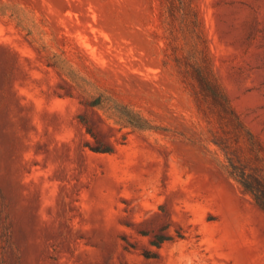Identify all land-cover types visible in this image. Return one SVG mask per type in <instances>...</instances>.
Returning <instances> with one entry per match:
<instances>
[{"label":"rangeland","instance_id":"374dc122","mask_svg":"<svg viewBox=\"0 0 264 264\" xmlns=\"http://www.w3.org/2000/svg\"><path fill=\"white\" fill-rule=\"evenodd\" d=\"M193 1L264 148V0ZM160 11L0 0V264H264V211L165 62Z\"/></svg>","mask_w":264,"mask_h":264},{"label":"trees","instance_id":"16d2710c","mask_svg":"<svg viewBox=\"0 0 264 264\" xmlns=\"http://www.w3.org/2000/svg\"><path fill=\"white\" fill-rule=\"evenodd\" d=\"M165 62L189 90L197 114L222 156L229 175L264 211V148L229 103L212 68L202 23L193 0H161ZM110 152V148H92Z\"/></svg>","mask_w":264,"mask_h":264}]
</instances>
